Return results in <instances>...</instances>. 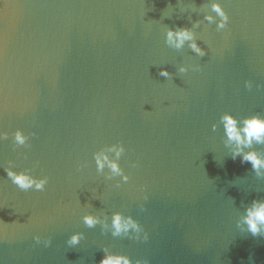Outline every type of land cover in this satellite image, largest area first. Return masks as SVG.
I'll list each match as a JSON object with an SVG mask.
<instances>
[{
    "label": "water",
    "instance_id": "obj_1",
    "mask_svg": "<svg viewBox=\"0 0 264 264\" xmlns=\"http://www.w3.org/2000/svg\"><path fill=\"white\" fill-rule=\"evenodd\" d=\"M207 2L0 0V129L30 136L27 148L0 142L3 264H99L103 247L133 264H264V235L236 228L264 200V178L231 158L222 126L212 131L225 112L264 116V0H223V32L203 21ZM197 20L206 56L165 45L166 27ZM180 65L199 70L181 75ZM116 143L129 176L118 188L92 158ZM10 160L47 177L46 190H19L4 172ZM113 212L133 216L148 239L81 219ZM74 232L85 238L69 247Z\"/></svg>",
    "mask_w": 264,
    "mask_h": 264
},
{
    "label": "clouds",
    "instance_id": "obj_2",
    "mask_svg": "<svg viewBox=\"0 0 264 264\" xmlns=\"http://www.w3.org/2000/svg\"><path fill=\"white\" fill-rule=\"evenodd\" d=\"M207 10L203 13V21L208 24H214L217 32L226 30L230 23V17L224 10L223 0H208ZM192 11H196L195 8ZM201 26V21L192 22L191 27L165 28L164 43L173 50L179 51L187 46L198 57L207 55L205 48L198 42L196 30ZM190 70L198 71V65H180L177 68L178 74H186ZM159 75L165 79L171 78V73L165 68H161ZM245 87L252 89L251 81L245 82ZM222 126L223 144L230 152L231 158L240 159L241 163H250L252 170L258 178H264V153L254 149V145H264V116L259 114L237 118L231 113L225 112L219 118L218 123L212 125V131H217ZM32 135H35L34 133ZM11 137L13 150L20 147H30V136L17 129L9 133L0 129V142L7 141ZM126 149L122 143L112 144L103 147L93 153L96 172L104 175L106 180H117L115 187H120L121 183H128L129 176L125 174L120 166V159ZM136 167L135 164L132 165ZM16 165L13 161H8V166L4 169L7 179L11 181L19 190L28 192H44L48 184V178H38L26 169L15 171ZM147 199V197H145ZM83 224L89 228L100 226L102 233H110L112 237H127L135 240L148 239V234L144 231L142 225L131 215H124L121 212H113L111 218L101 217L91 213L84 214ZM236 228L242 232H249L253 236L264 235V200H253L250 205L245 207L242 214L236 220ZM85 238L83 232H74L69 236L66 244L69 247L77 246ZM35 244H42L44 247L51 245V239H42L40 236L33 237ZM103 257L99 264H133V260L127 255L112 252L108 247H103ZM0 264H3L0 261ZM135 264H147V261L136 260Z\"/></svg>",
    "mask_w": 264,
    "mask_h": 264
}]
</instances>
